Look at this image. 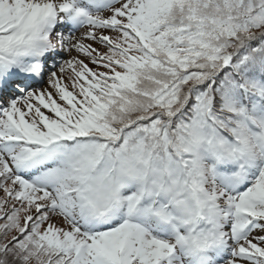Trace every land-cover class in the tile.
Masks as SVG:
<instances>
[{
	"label": "snow or ice",
	"instance_id": "1",
	"mask_svg": "<svg viewBox=\"0 0 264 264\" xmlns=\"http://www.w3.org/2000/svg\"><path fill=\"white\" fill-rule=\"evenodd\" d=\"M0 264H264V0H0Z\"/></svg>",
	"mask_w": 264,
	"mask_h": 264
}]
</instances>
